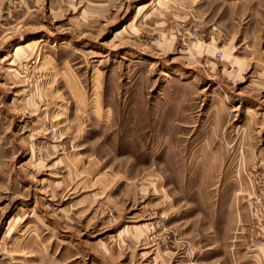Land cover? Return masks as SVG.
<instances>
[{
	"label": "rangeland",
	"instance_id": "obj_1",
	"mask_svg": "<svg viewBox=\"0 0 264 264\" xmlns=\"http://www.w3.org/2000/svg\"><path fill=\"white\" fill-rule=\"evenodd\" d=\"M0 264H264V0H0Z\"/></svg>",
	"mask_w": 264,
	"mask_h": 264
},
{
	"label": "bare ground",
	"instance_id": "obj_2",
	"mask_svg": "<svg viewBox=\"0 0 264 264\" xmlns=\"http://www.w3.org/2000/svg\"><path fill=\"white\" fill-rule=\"evenodd\" d=\"M22 49H23L22 46L17 47V51H20V50H22Z\"/></svg>",
	"mask_w": 264,
	"mask_h": 264
}]
</instances>
